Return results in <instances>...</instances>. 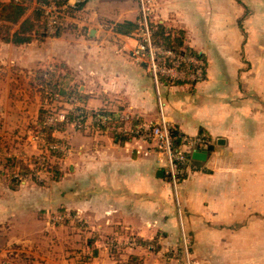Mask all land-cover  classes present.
Masks as SVG:
<instances>
[{
  "label": "crops",
  "instance_id": "0c3cea01",
  "mask_svg": "<svg viewBox=\"0 0 264 264\" xmlns=\"http://www.w3.org/2000/svg\"><path fill=\"white\" fill-rule=\"evenodd\" d=\"M37 6L36 0L27 2L24 17ZM148 8L149 19L180 31L182 46L204 59L202 81H161L157 95L146 66L130 57L134 34L114 29L117 23H135L137 0H86L65 15L58 36L22 45L0 40L4 69L64 63L68 84L83 96L77 105L127 116L122 128L110 125L105 131L96 125L100 130L89 133L83 121L85 129L77 125L79 130L57 134L67 137L77 156L65 158L68 171L41 201L97 220L98 235L89 240L88 261L45 262L120 264L128 254L140 256L141 264H264V0H149ZM159 102L170 126L181 134H203L213 145L205 157H192L202 150L191 153L177 192L180 223L170 187L157 174L164 156L135 133L141 124L157 121ZM0 199L1 212L8 199ZM17 215L13 224L24 218ZM180 226L188 231L187 262L179 248ZM15 233L14 225L0 245L14 244L18 238L9 234ZM128 236L141 241L115 252L110 242ZM14 250L30 253L33 264H45L38 252Z\"/></svg>",
  "mask_w": 264,
  "mask_h": 264
},
{
  "label": "rangeland",
  "instance_id": "374dc122",
  "mask_svg": "<svg viewBox=\"0 0 264 264\" xmlns=\"http://www.w3.org/2000/svg\"><path fill=\"white\" fill-rule=\"evenodd\" d=\"M53 1L60 3L63 0ZM138 7L139 16L135 21L136 25L140 17L139 2ZM148 20L152 26L154 21L149 19V15ZM133 34L132 35L135 36V30ZM181 49H186V47L181 46ZM131 52L132 50L130 51V57ZM51 66L50 63L40 66V68H50ZM13 67L14 66H12V68ZM12 68H10V70L4 69L3 65L0 63V170L2 172V176H0V198L3 199V197H6V199H8V203L3 204V208H5H2L3 210L1 209L2 211L0 212V243H3L6 235H8L14 225L17 233L14 235L9 234V237L11 239H18H15L16 241H14V244L10 243L9 246L0 245V264L3 263L4 259L14 264H33L36 260V258H32L30 253H27L29 255L25 256V251L18 252L14 249L29 250L34 253L38 252L41 256L44 255L45 257L40 259L41 261L39 263L57 264L56 262L46 263L45 261L49 259L65 263H70V261H74V263H83L89 260L88 257L90 258L93 252V244L89 243V240H93L92 238L98 235H96L97 220L92 219L93 221H90L89 218L83 217V215L77 211H68L53 206L47 207L41 200L45 199L44 197L48 188H50L54 182H57V180L54 179L56 170L60 173L68 171L70 165L69 161L65 158L67 156H71V158L77 156V148L75 149V146H71L67 142V137H59L57 134L65 130H67L66 134H68L70 131H74V129L79 130L80 128H85L82 126H79V128L74 122L76 121L75 119L70 121V123H74V125L67 122L63 130H55L53 135H55L57 139L52 144H56L58 146L56 150L61 153L60 155L53 153L51 151L53 149H50L51 144L48 145L44 137L37 133L39 128L36 123L39 118L40 110L44 107L48 108L44 110L47 118L57 116V118H59L61 114L65 115L72 110L73 105L63 101L61 98L51 102L42 100L37 87L34 86L32 88L27 83L28 78L25 74L27 70L29 71V68L17 65L13 69ZM63 71L65 72V70ZM6 79L8 80L7 83L5 82ZM64 83H69L66 75ZM105 109L107 108L102 107V109L97 108L93 111L100 112L110 117H112L113 114L118 115L117 119H111L112 121L109 122L112 123L111 125L114 127L122 128L126 120L125 117H121V115H126L120 110ZM87 113L89 115L90 111ZM130 120L134 121L133 118L131 119V117H129L128 121ZM86 122L88 125L86 130L89 133L93 132L91 131L92 129H99L89 116H87ZM68 129L70 131H68ZM100 129L107 130V128H103L102 126ZM125 135L128 136V134ZM149 144L151 145L149 149H153L157 152L159 151L153 141L149 142ZM70 146L72 147L71 151L69 150ZM21 165H26L27 168L30 169V172L23 174L18 173L17 170H19ZM9 166H12V170H14L13 173ZM10 176H14L20 180L16 184L14 190L9 187ZM183 176L184 178L187 177L186 175ZM164 178L170 187V195L177 208L176 216L180 223L181 213L177 197L179 185L175 191L169 184L165 174ZM10 189L11 193L5 195L6 192H10H8ZM11 200L16 203L13 204ZM44 206H46V208H43ZM15 209L19 211H14ZM17 214H22L24 218L21 219L22 221H17V223L13 224V221L10 220L16 218L15 216H18ZM36 220H38V224H36ZM179 231H181V236L185 234L188 241L187 229L180 226ZM133 237L134 236H128L125 239L119 240L113 239V241L110 242V246H112L115 252H124L126 248L137 244V241ZM181 240V247L179 248H181L184 261L187 262L190 244L186 243V245H184L183 238ZM16 253L17 255H15ZM127 259L128 254L120 264H126Z\"/></svg>",
  "mask_w": 264,
  "mask_h": 264
},
{
  "label": "built area",
  "instance_id": "2783aa9c",
  "mask_svg": "<svg viewBox=\"0 0 264 264\" xmlns=\"http://www.w3.org/2000/svg\"><path fill=\"white\" fill-rule=\"evenodd\" d=\"M18 2L19 0H13ZM86 0H63L60 3L54 1L41 5L45 17V30L52 34L56 27L64 25V17L70 10L77 9ZM140 6V17L135 29L136 44L132 49L131 57L135 63H144L148 69L157 95L162 79L171 84L183 82L195 84L205 78V61L198 54L190 49L174 50L169 47L156 44L152 38V26L148 20L149 0H138ZM159 118L155 123L141 125L135 130L137 137L142 142L153 141L158 152L164 156L163 172L168 178L169 184L176 191L183 175L189 172L190 154L194 150L207 151L212 142L203 134H179V142L175 144L174 137L170 132V125L162 113V104L159 102ZM58 117V116H57ZM49 117L48 123L54 120H66V114L59 118ZM118 115L112 117L102 114L98 121L100 124L117 119ZM127 118V116L121 115ZM81 118V116L79 117ZM112 119V120H111ZM78 126L83 122L75 121ZM51 148H57L51 144ZM183 243H189L182 234ZM2 264H14L9 260H3Z\"/></svg>",
  "mask_w": 264,
  "mask_h": 264
},
{
  "label": "trees",
  "instance_id": "16d2710c",
  "mask_svg": "<svg viewBox=\"0 0 264 264\" xmlns=\"http://www.w3.org/2000/svg\"><path fill=\"white\" fill-rule=\"evenodd\" d=\"M30 0H19L14 2L9 0L6 2L0 1V40L5 42H10L14 45H22L30 42L33 38L37 39L39 42L43 41L46 37L53 35L58 36L63 31L62 26L56 27L55 31L52 34H49L45 30V17L43 14V9L41 5L48 4L53 0H36L38 5L32 11V13L24 17V14L27 10V2ZM58 3V2H57ZM18 25L14 31H10L12 26ZM136 28V24L131 21H124L117 23L114 29L119 33L130 34L133 33ZM152 38L156 44H160L165 47L172 48L174 50H180L182 46V34L180 31L173 30L168 28L162 23L154 22L152 25ZM66 66L64 63L53 64L50 68H36L33 70H27L25 76H27L30 87L36 86L40 93V98L42 100H48L49 102L54 101L58 98L63 99V101L69 102L73 105L72 110L66 114V120H54L52 123L46 121L45 111L48 108H41L39 118L37 121V127L39 130L37 133L41 134L44 137L48 145L56 141V136L53 135L55 130L61 131L67 124L72 120H77L79 122L86 121L87 116H89L97 126L107 128L112 123L106 122L100 124L99 116L102 115L100 112H94L93 110H87L83 106L77 105L83 101V96L81 92L78 91V88L74 85L65 84V72ZM162 81H166L163 80ZM167 82V81H166ZM169 83V82H167ZM186 84L183 82H177L176 84ZM171 84V83H169ZM171 84V85H176ZM89 115L87 112H89ZM81 116V118H79ZM171 135L174 137V142L177 144L179 138L177 137L180 132L175 128L170 126ZM53 153L60 155V151L56 148H51ZM13 166V165H12ZM12 166H9L12 173ZM190 167V166H189ZM18 173H28L30 169L26 165H21ZM62 173L56 170L55 180H58ZM0 176L2 172L0 170ZM184 176L182 177V179ZM20 180L14 176L9 177V187L11 189L16 188V184ZM136 241L140 239L135 238ZM141 241V240H140ZM139 241V242H140ZM145 242V241H142ZM141 258L137 255H130L127 259L126 264H141Z\"/></svg>",
  "mask_w": 264,
  "mask_h": 264
},
{
  "label": "water",
  "instance_id": "95a60500",
  "mask_svg": "<svg viewBox=\"0 0 264 264\" xmlns=\"http://www.w3.org/2000/svg\"><path fill=\"white\" fill-rule=\"evenodd\" d=\"M90 34L93 35V30H90ZM144 64V63H143ZM145 65V64H144ZM213 148V145H210L208 147V150H211ZM207 151H203V152H193L192 153V157H194L195 155L199 156V157H205L206 156ZM191 157V154H190ZM158 176H163L164 172L163 170H159V172H157Z\"/></svg>",
  "mask_w": 264,
  "mask_h": 264
}]
</instances>
